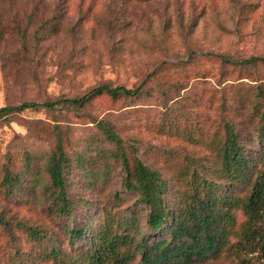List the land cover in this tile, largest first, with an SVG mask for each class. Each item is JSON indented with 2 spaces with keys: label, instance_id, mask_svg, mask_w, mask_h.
<instances>
[{
  "label": "trees",
  "instance_id": "trees-1",
  "mask_svg": "<svg viewBox=\"0 0 264 264\" xmlns=\"http://www.w3.org/2000/svg\"><path fill=\"white\" fill-rule=\"evenodd\" d=\"M220 58L222 73L259 81L264 56ZM142 90V83L128 88L103 82L79 95L8 104L0 107V125L26 109L85 116L99 97L113 103L138 98ZM253 90L213 98L221 116L216 127L180 126L183 112L167 113L161 130L185 138L190 147L166 151L159 165L141 157L136 143L124 139L108 118L89 116L95 130L81 139L56 119L49 126L23 118L28 132L49 146L4 156L0 198L34 204L53 221L64 219L57 239L46 228L10 224L1 215L0 224L18 237L16 229L39 260L58 264H209L223 251L248 264L245 252L264 254V78ZM115 171L120 188L104 193ZM83 188L105 200L89 201ZM127 197H133L132 207ZM81 204L91 210L77 220Z\"/></svg>",
  "mask_w": 264,
  "mask_h": 264
},
{
  "label": "rangeland",
  "instance_id": "rangeland-1",
  "mask_svg": "<svg viewBox=\"0 0 264 264\" xmlns=\"http://www.w3.org/2000/svg\"><path fill=\"white\" fill-rule=\"evenodd\" d=\"M250 55L264 56V0H0V107L79 95L103 82L143 85L138 98L95 99L85 116L24 110L0 125V166L8 152L49 146L28 132L23 118L49 126L57 121L81 139L95 130L89 116L110 119L124 139L136 143L141 157L159 165L166 151L190 147L185 138L161 130L162 118L183 112L180 126L216 127L221 116L213 98L230 99L237 89L249 94L264 78V67L257 82L222 73L220 56ZM119 182L115 171L104 193L119 189ZM81 194L105 200L84 188ZM127 198L132 207L133 197ZM85 204L75 210V219L91 210L82 209ZM0 215L10 224L46 228L51 239L58 238L64 219L53 221L45 210L13 197L0 198ZM13 231L18 237L0 224V264H58L39 260L35 248ZM230 253L223 251L209 264H240ZM242 256L248 264H264L260 251Z\"/></svg>",
  "mask_w": 264,
  "mask_h": 264
}]
</instances>
